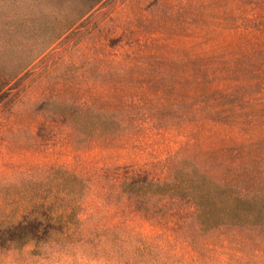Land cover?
Masks as SVG:
<instances>
[{
	"label": "rangeland",
	"instance_id": "rangeland-1",
	"mask_svg": "<svg viewBox=\"0 0 264 264\" xmlns=\"http://www.w3.org/2000/svg\"><path fill=\"white\" fill-rule=\"evenodd\" d=\"M0 90V264H264V0H0Z\"/></svg>",
	"mask_w": 264,
	"mask_h": 264
},
{
	"label": "trees",
	"instance_id": "trees-1",
	"mask_svg": "<svg viewBox=\"0 0 264 264\" xmlns=\"http://www.w3.org/2000/svg\"><path fill=\"white\" fill-rule=\"evenodd\" d=\"M3 90H0V93ZM184 182L175 181L172 184L167 182H161L157 180H152L148 175L143 176L142 174L136 173H129L126 176L125 181L123 182V187L126 189V192L130 193L131 195H137L139 197H147V195H159V199H173L172 196H176L174 194L176 191L182 190L181 185ZM80 184V182H79ZM196 185L194 183L187 184V189L191 190L194 189ZM202 187V186H201ZM200 196V195H199ZM198 196V197H199ZM198 197H193L191 200L198 208L194 213L193 224H198V228L200 231L205 232L207 231L208 226H214L218 223L225 225L232 224L231 223V214L234 212L236 206L240 205V203H247L251 200L246 198L242 194H232L229 198H225L227 207L223 209L221 212H215V208L218 204L211 203L210 199H208L207 205L200 209L199 202L197 200ZM62 214V222L66 221L67 219L71 218V215H67V217L63 218ZM39 216L35 214H31L29 217L23 219L27 221H21L17 225H10L7 229L0 230V234L4 237L5 235L15 234L17 231L19 233H23L26 230H29V235H33L32 239L38 238L39 233L50 234L56 232L54 226H51L52 222L59 219V217H55L50 219V224L47 225L43 219L39 218ZM240 217V216H236ZM50 218V217H49ZM227 227V226H226ZM75 230L70 226L65 225L62 227V236L64 237V242H71L77 233H74ZM136 253L141 257L149 254V247L147 245H142L139 248H136Z\"/></svg>",
	"mask_w": 264,
	"mask_h": 264
},
{
	"label": "clouds",
	"instance_id": "clouds-1",
	"mask_svg": "<svg viewBox=\"0 0 264 264\" xmlns=\"http://www.w3.org/2000/svg\"><path fill=\"white\" fill-rule=\"evenodd\" d=\"M34 250L33 247L31 246H25V248L22 251V261L21 264H38L37 261H34L33 259H31L30 254L31 252Z\"/></svg>",
	"mask_w": 264,
	"mask_h": 264
}]
</instances>
